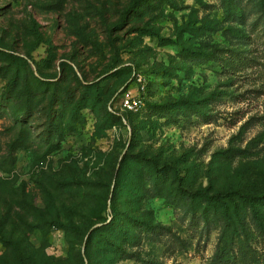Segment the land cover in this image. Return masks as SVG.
Returning <instances> with one entry per match:
<instances>
[{
    "label": "rangeland",
    "instance_id": "rangeland-1",
    "mask_svg": "<svg viewBox=\"0 0 264 264\" xmlns=\"http://www.w3.org/2000/svg\"><path fill=\"white\" fill-rule=\"evenodd\" d=\"M246 194L264 0H0V264H264Z\"/></svg>",
    "mask_w": 264,
    "mask_h": 264
},
{
    "label": "built area",
    "instance_id": "built-area-1",
    "mask_svg": "<svg viewBox=\"0 0 264 264\" xmlns=\"http://www.w3.org/2000/svg\"><path fill=\"white\" fill-rule=\"evenodd\" d=\"M121 102L124 108L131 110V111L137 110L141 103L138 96L136 97V96L130 95V93L124 94Z\"/></svg>",
    "mask_w": 264,
    "mask_h": 264
},
{
    "label": "trees",
    "instance_id": "trees-1",
    "mask_svg": "<svg viewBox=\"0 0 264 264\" xmlns=\"http://www.w3.org/2000/svg\"><path fill=\"white\" fill-rule=\"evenodd\" d=\"M244 200L250 204H253L255 202L261 201L264 199V194L261 195H244L243 196Z\"/></svg>",
    "mask_w": 264,
    "mask_h": 264
}]
</instances>
